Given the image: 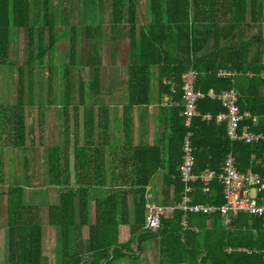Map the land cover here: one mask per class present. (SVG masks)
<instances>
[{"label": "trees", "instance_id": "1", "mask_svg": "<svg viewBox=\"0 0 264 264\" xmlns=\"http://www.w3.org/2000/svg\"><path fill=\"white\" fill-rule=\"evenodd\" d=\"M57 1L58 25L54 24L49 9L52 0H0V64L12 61L15 65L13 101L0 105V148L24 151L32 143L24 107L32 105V70L34 66L37 71L41 70L45 55L47 96L45 103L38 104V124L42 123L43 107L56 106L57 117L62 120L56 125V139L42 151L41 163L37 155L31 158L32 164L42 166V182L47 186L25 198V186L16 177L4 190L0 189V260L3 264H40L41 207L33 201V196L38 192L46 195L48 188L55 189L56 198L45 203V223L55 228V240L61 249L59 264H108L113 259L134 256L132 245L135 243L138 252L140 238L154 240L158 255L168 264H264L259 252L263 245L259 217L237 213L228 227H224L220 223L223 214L218 211L187 213L184 228L182 213L173 209L160 217L155 231L143 228L145 185L158 168L163 169V182L170 188L161 204L167 205L169 197L175 201L179 198L182 183L177 166L181 137L187 130L191 132L193 174L204 168L218 171L227 152L233 154L238 171L250 168L263 174L264 144L229 140L225 124L212 119L223 110L219 101L206 96L199 99L197 111L209 113L212 118L204 120L200 115L194 116L188 127L183 126L180 86L181 74L193 68L199 72L195 89L234 88L238 108L256 116L255 122L247 119L242 124L264 134V79L258 76L264 70V0H148L150 21L139 27L136 37V10L142 0H109L110 29L126 23L129 34L125 66L128 102L120 109L121 144L112 147L106 136L107 107L99 103L96 115L92 109L100 65L99 25L76 28L68 23L65 12L70 0ZM62 12L65 15L61 16ZM254 27L255 33L247 37V31ZM63 28L69 32L67 42L62 46L61 61L53 67L52 47L56 34ZM18 30L22 31L25 41L23 65L9 59L11 42ZM124 47L122 42L123 56L126 55ZM151 66L156 69L158 87L174 102L164 109L168 127L164 151L156 145L132 144L131 106L148 102ZM220 67L235 74L218 78L215 70ZM54 69L58 82L52 93ZM247 72L253 75L248 76ZM163 80L173 82V91ZM79 105L82 106L81 145L77 137L70 139L66 118L67 111L72 110L76 134ZM106 152L113 154V164L108 171V187L99 193L95 188L106 185ZM19 166L24 170L27 167L24 155L21 162L17 158L15 168ZM190 185L192 203L222 204L221 186L215 178L209 182L207 191L201 189L197 179ZM128 196H131L129 206ZM119 224L128 226L129 237L124 242L117 240ZM82 226L87 229L86 251L80 236ZM226 247H244L251 252H226Z\"/></svg>", "mask_w": 264, "mask_h": 264}, {"label": "rangeland", "instance_id": "2", "mask_svg": "<svg viewBox=\"0 0 264 264\" xmlns=\"http://www.w3.org/2000/svg\"><path fill=\"white\" fill-rule=\"evenodd\" d=\"M148 0H142V8L143 19L138 15L139 21L146 19V22L150 20V14L148 12L147 7ZM57 0H52L50 5V12L53 13V20L54 24L58 25V16L57 11L60 9V5L57 4ZM59 5V6H58ZM68 11L66 10V16L68 23L73 24L76 28H80L82 25H99L101 39L99 42L98 48V55L100 57V65L97 72V79L95 83V91L93 94L94 97V107L93 113L96 115V109L99 103L111 104L114 97L116 96V91H123L124 86L126 83L127 73L125 69H121L118 66V70H115V74L113 70L115 69L112 66V58L118 55L120 52L121 43L123 42L126 45L128 50V42H129V34H128V25L126 23H121L116 25L112 30L110 29V7H109V0H70L67 5ZM138 8L136 12H138ZM65 15L63 12L61 16ZM136 16V18L138 19ZM136 19V22H137ZM257 28H252L247 31V37H250L252 34L255 33ZM137 32V26L135 28V33ZM69 32L68 29L61 30L56 34V40L52 47V64L53 67L57 66L59 61H61L62 53H63V44L66 45L67 36ZM262 35L264 36V27L262 29ZM12 33L10 35V39H12ZM108 36V38L106 37ZM136 36V34H135ZM46 37L44 39L46 40ZM111 38V39H110ZM24 36L21 30H18L15 34L13 41L11 42L10 46V60H14L16 64L23 65V60L25 57L24 54ZM109 55V57H108ZM44 63L41 67L40 71H37L36 66L33 67L32 70V98L33 102L30 106L24 107V114H25V122L30 126L29 138H31L32 143L31 145H27V148L24 151H16L17 149L12 148H0V189L4 190L5 186L10 184L14 178L17 179L18 182H21L22 185L25 186L24 197L27 198L28 195L36 190H43L47 185L42 182L43 176V168L41 165L32 164V156H38L39 163H41V154H43V149L45 146L50 144V142L54 141L57 136L56 125L62 121L57 117L56 114V106H51L49 108H44L41 114V125L38 124L37 118L39 112V105L45 103L46 101V94H47V69H46V55L44 56ZM117 61V57H116ZM15 65L12 61L9 63L0 64V105L10 104L13 101L14 95V82H12V77L14 76V69ZM155 67L151 66L149 71V93L151 96L152 92V85L156 82V73ZM114 75V76H113ZM24 90L26 89V72L24 70ZM57 72L54 69L52 83L53 87L51 88V92L53 93L57 88ZM115 91V92H114ZM55 93V92H54ZM24 94L26 92L24 91ZM114 94V95H112ZM118 95V94H117ZM74 97V100L77 102ZM23 99L26 100V95L23 96ZM113 102H116L114 100ZM113 110V109H112ZM67 124H68V134L70 139L72 136L77 137L78 145H81L83 142V133H82V106H78L77 116H76V134H75V126H73L74 119H73V111H67ZM25 156L27 158V167L24 170L23 168L16 167L15 163L21 157ZM71 163V162H70ZM36 166V168L34 167ZM35 174V176H34ZM25 175V177H24ZM46 195L41 196L42 192H38L33 196V201L40 205V220L42 224V245L41 247L43 250L49 249L52 247L53 241V228L47 227L45 223V213H46V205L47 201H51L52 198H56L55 196V189L48 188ZM0 218V223H1ZM129 231V230H128ZM141 248L143 247V242L141 238L138 239ZM146 242H149L146 241ZM135 247H133V250ZM46 253V251H44ZM44 253V254H45ZM134 253V251H133ZM165 260H161V263ZM149 261H143L140 256L136 254L133 256H127L119 258L118 260L113 259L108 261V264H148ZM49 261H46V264ZM52 263V262H51Z\"/></svg>", "mask_w": 264, "mask_h": 264}, {"label": "built area", "instance_id": "3", "mask_svg": "<svg viewBox=\"0 0 264 264\" xmlns=\"http://www.w3.org/2000/svg\"><path fill=\"white\" fill-rule=\"evenodd\" d=\"M234 71L226 68H217L215 76L218 78H227L234 75ZM252 76V73H246ZM199 72L193 68L187 69L181 74V106L182 124L185 127L189 126L190 120L194 116L200 115L201 119L210 120L212 117L209 113L200 114L196 109V103L203 97L215 99L219 101L223 110L217 112L213 116L215 123L223 122L225 124V134L229 140H240L245 143H263L264 134L255 132L247 125L242 124L245 120L251 119L256 121V116H252L246 109H239L236 100L237 93L234 88L220 89L215 91L212 87H208L205 91L195 89L194 83ZM261 79H264V70L258 73ZM169 88H173L174 84L171 81H166ZM242 124V125H241ZM241 125V127H240ZM240 127V131L238 128ZM191 132L187 130L181 137L180 142V162L177 166L179 180L182 183V189L177 201L172 200L167 205L155 204L149 201L145 202L143 228L155 231L159 226L160 217L167 210H179L182 213L181 224L185 227L186 222L184 215L186 213L207 214L218 211L223 214L221 224L227 226L230 219L237 213L248 214L259 217L261 219V232L264 236V163L262 165L263 174L252 171L246 168L244 171H238L235 166V159L231 152H227L221 162L218 171H213L204 168L198 174L192 173L194 164L193 148L190 144ZM264 157V154H263ZM251 158H254L251 155ZM215 178L221 186L222 204L215 206L203 203H192L189 193L192 190L191 182L196 179L201 184V189L207 191L209 182ZM196 230V228H194ZM226 252L232 250L243 251L250 253L244 247L230 248L226 247ZM264 259V237L263 245L259 251Z\"/></svg>", "mask_w": 264, "mask_h": 264}, {"label": "crops", "instance_id": "4", "mask_svg": "<svg viewBox=\"0 0 264 264\" xmlns=\"http://www.w3.org/2000/svg\"><path fill=\"white\" fill-rule=\"evenodd\" d=\"M138 12H136V16L138 17L137 14L143 19L142 13H143V8L142 4L138 5ZM140 11L142 13H140ZM137 19V18H136ZM142 22L139 21V17L137 19V22L135 24V28L137 26V32L134 33L137 35L139 27H142L144 24L149 23L146 22V19L141 20ZM136 37V36H135ZM126 48V55L123 56L121 54V50L118 53L117 56L112 58V66L115 67L113 70V73L115 74V70H118V66L121 67V69H125V66L128 62V51L126 45H124ZM121 49V48H120ZM109 57V55H108ZM117 57V61H116ZM155 69V68H154ZM156 73V69H155ZM114 76V75H113ZM164 81V80H163ZM166 81V80H165ZM164 81V82H165ZM173 91V88L170 89ZM115 92V91H114ZM116 96H111L113 100L111 104H103L107 107L108 111V133H107V138L109 142V146L112 147L113 145H120L121 144V133H120V109L123 105H126L128 102V93H127V87L126 83L124 86L123 91H116L115 92ZM118 94V95H117ZM116 100V102H113ZM173 100L170 98L169 95L165 94L162 92V89L158 87L157 83H153L152 85V92L151 96H148V102L143 105H132L131 106V118H132V144L133 145H141V146H152L156 145L159 147L161 150L164 151L166 148V135L168 134V127H167V118H166V113L167 111L164 110L165 107H170L173 105ZM181 104V101H180ZM113 109V110H112ZM116 119V120H115ZM95 138V136H94ZM108 146V147H109ZM108 147H105V149ZM113 154H107L105 153L104 160H105V170H106V185L103 187H96V191L99 193H103L105 189L108 187V171L109 167L111 168L112 166V158ZM110 163V164H109ZM109 164V166H108ZM130 168V167H129ZM163 169H157L149 178L147 184L145 185V202L149 201L155 204H161L162 199L167 196L170 193V188L167 186L162 179L163 175ZM173 199L168 198V203L171 202ZM127 204L128 206L131 204V196L127 197ZM167 212V211H166ZM166 214V213H165ZM187 214V213H186ZM185 214V215H186ZM199 214V213H198ZM184 215V217H185ZM183 217V218H184ZM234 217V216H233ZM92 222V218L90 220ZM221 223V221H220ZM262 223V222H261ZM47 227L53 228V241H52V247L49 249L43 250L41 247V253H40V264H46V261H49L47 264H59V255L61 252L59 244L55 240V228L52 226H49L46 224ZM224 227H228L224 226ZM185 228V227H184ZM195 227L192 229L194 230ZM43 227L41 224V231ZM197 230V229H196ZM194 230V231H196ZM80 236H81V242L83 245L84 250H87V229L86 226H82L80 228ZM263 235V234H262ZM129 237V231H128V226L125 224H119L117 226V240L118 242H124L128 239ZM264 237V236H263ZM143 242V247L140 248V250L137 252L134 249V254L137 256L141 255L142 260L144 261H149L148 264H168L167 262H162L161 263V258L158 255L157 248H156V242L154 240H149V242L142 241ZM41 245H42V232H41ZM135 247V243L132 245V249ZM46 251V253L44 252ZM45 253V254H44ZM52 262V263H51ZM0 264H3V261L0 260ZM181 264V263H178Z\"/></svg>", "mask_w": 264, "mask_h": 264}]
</instances>
